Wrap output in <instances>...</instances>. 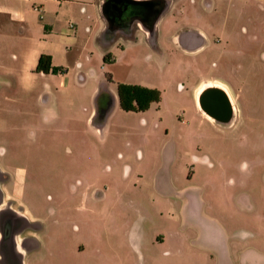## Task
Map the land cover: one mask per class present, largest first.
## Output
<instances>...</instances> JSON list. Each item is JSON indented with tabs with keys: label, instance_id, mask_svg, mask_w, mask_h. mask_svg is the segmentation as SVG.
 <instances>
[{
	"label": "rangeland",
	"instance_id": "1",
	"mask_svg": "<svg viewBox=\"0 0 264 264\" xmlns=\"http://www.w3.org/2000/svg\"><path fill=\"white\" fill-rule=\"evenodd\" d=\"M91 1L75 0L67 14L88 28L72 49L81 57L70 75L93 78L90 87H106L114 97L116 85L123 83L157 89L161 98L138 113L124 112L109 96L101 109L107 116L104 126L101 117L89 125L85 113L76 111L77 141L60 143L53 162L45 158L33 165L45 207L59 211L54 218L63 220L72 208L59 244L61 251L81 253L75 256L72 250L59 264H137L124 237L128 228L109 230L108 235L96 231L102 235L88 239L82 207L105 211L110 226L111 217L128 223L146 219V239L166 236L165 244L155 249L154 264H224L214 249L198 251L195 241L201 233L190 218L185 225L171 221L181 217L182 202L196 198L237 248L264 250V0L183 1L185 17L202 22L213 33L212 43L218 40L202 54L166 51L162 43L155 48L138 37L128 43L112 32L113 41L105 45L95 39L91 14L79 13L80 4ZM173 34L170 29L168 39ZM160 39L165 42L166 36ZM206 80L240 89L237 102L226 88L239 110L231 122H209L197 110L194 89ZM115 203L123 206L119 214L111 211ZM178 250L182 258L162 255Z\"/></svg>",
	"mask_w": 264,
	"mask_h": 264
},
{
	"label": "crops",
	"instance_id": "2",
	"mask_svg": "<svg viewBox=\"0 0 264 264\" xmlns=\"http://www.w3.org/2000/svg\"><path fill=\"white\" fill-rule=\"evenodd\" d=\"M3 1L5 2H0V264H59L73 250L63 252L59 244L60 229L71 221L69 215L72 208L66 209L68 214L63 216V220L59 219L60 216L54 218L56 213L59 215V211L51 206L45 207L36 181V167L33 165L42 163L45 158L53 162L60 143L77 141L74 137L75 123L79 121L76 111L85 113V122L89 125L98 116L102 117L101 123L103 121L104 126L107 116L105 110L101 109L105 100L111 96L113 104H118V99L106 87L103 90L98 85L90 87L89 82L93 78L81 74L70 75V67L80 65L78 57H81V54H73L72 49L81 40L80 34L84 30L88 32L87 26H82L83 20L79 23L67 16L75 0ZM106 1L92 0L87 2V6L86 2L79 6L80 14H91L96 24L95 39L102 40L105 45L113 41L109 32L126 38L128 43H133L138 37L139 42L143 41L155 48L157 43H162L166 51L182 50L187 54H202L207 45L215 46L218 42H211L213 33L202 22L185 17L187 14L183 1L186 0H159L165 6L156 17L151 30L138 20L132 28L110 27L113 21L107 12ZM126 1L129 3L126 12L131 16L122 13L124 17L121 20L134 18L131 14L135 10L133 4L148 9L147 2L155 0ZM33 7L40 9L42 19ZM89 18L90 15H87L86 19ZM71 23L74 26L72 30L68 26ZM170 29L175 34L168 39ZM161 34L166 36L165 42H161ZM42 54L51 57L53 67H61L64 71L57 74L35 72L38 58ZM202 83L201 87H195L193 94L197 110L211 122L213 119L199 106V97L209 87L219 88L226 94L231 105V118L227 123L231 122L239 110L231 101L226 88L233 92L237 102L240 89L237 88L235 92L217 80ZM103 112L105 114L102 116ZM89 187L87 185L86 189ZM83 197L88 198L86 190ZM46 198L49 202L53 201L52 196L47 195ZM116 204L119 203L112 204L111 211L119 214L118 210H122L123 206ZM79 210L85 216L84 234L88 239L102 235L96 231H105L104 234L108 235L109 230L111 232L127 227L124 237L136 255L137 264H154L157 257L155 249L166 242L165 235L155 236L150 241L146 239L142 228L146 219L128 223L121 219L118 222L117 218L111 217L110 226L105 211L87 207ZM179 210L181 217L171 221L185 225L190 218L200 229L201 235L195 241V245L201 248L199 252L212 248L219 261L224 264H264V250L251 245L243 249L237 248L236 243H232V236L201 211L198 198L193 202H182ZM181 241L176 243L180 244ZM80 251L73 250L72 254L78 256ZM162 255L170 260L173 256L182 258L180 250L175 254L164 251Z\"/></svg>",
	"mask_w": 264,
	"mask_h": 264
},
{
	"label": "trees",
	"instance_id": "3",
	"mask_svg": "<svg viewBox=\"0 0 264 264\" xmlns=\"http://www.w3.org/2000/svg\"><path fill=\"white\" fill-rule=\"evenodd\" d=\"M63 71V68L51 65V57L49 55L42 54L39 56L35 72L57 74ZM116 92L119 107L124 112H146L152 104L158 103L161 98L159 90L140 85L118 83ZM104 114L105 112L102 113V116Z\"/></svg>",
	"mask_w": 264,
	"mask_h": 264
},
{
	"label": "flooded vegetation",
	"instance_id": "4",
	"mask_svg": "<svg viewBox=\"0 0 264 264\" xmlns=\"http://www.w3.org/2000/svg\"><path fill=\"white\" fill-rule=\"evenodd\" d=\"M126 6H129V3L126 0H110L106 4V9L110 17L112 18V24L113 27L117 28H132L136 20L140 21L142 25L149 30L152 29L153 23L160 13V11L164 8L165 3L159 0H155L152 2L147 3L148 9H142L139 7V5L133 4L135 10L134 15H132L134 18L127 20L128 18H123L124 20H121L122 17H124L123 14L126 12ZM123 13V14H122ZM209 88H216V87H209ZM212 103L215 106L216 109H218V115L219 117H225L226 115V108L223 105V101L220 97V95L217 93H211ZM218 124H224L222 121H215ZM103 196V195H102Z\"/></svg>",
	"mask_w": 264,
	"mask_h": 264
},
{
	"label": "water",
	"instance_id": "5",
	"mask_svg": "<svg viewBox=\"0 0 264 264\" xmlns=\"http://www.w3.org/2000/svg\"><path fill=\"white\" fill-rule=\"evenodd\" d=\"M110 0L106 1V4L109 2ZM149 3V2H147ZM126 14H130L125 12ZM211 93H218L223 101V105L226 108V115L225 117H219L218 115V109L215 108V106L212 103V98H211ZM199 106L201 108V110L208 115L210 118H212L214 121H222L225 123H227L230 118H231V105L229 103V100L226 96V94L219 88H208L206 89L199 97Z\"/></svg>",
	"mask_w": 264,
	"mask_h": 264
},
{
	"label": "built area",
	"instance_id": "6",
	"mask_svg": "<svg viewBox=\"0 0 264 264\" xmlns=\"http://www.w3.org/2000/svg\"><path fill=\"white\" fill-rule=\"evenodd\" d=\"M38 12H40V9H38ZM39 17H40V19H42V13L41 12L39 13ZM68 26H69V29H71V30L74 28V26H73L72 23L71 24H68Z\"/></svg>",
	"mask_w": 264,
	"mask_h": 264
},
{
	"label": "bare ground",
	"instance_id": "7",
	"mask_svg": "<svg viewBox=\"0 0 264 264\" xmlns=\"http://www.w3.org/2000/svg\"><path fill=\"white\" fill-rule=\"evenodd\" d=\"M208 86H210V85H208ZM208 86H207V87H208ZM219 87H220V86H219ZM207 119H209V118L207 117ZM209 120H210V119H209Z\"/></svg>",
	"mask_w": 264,
	"mask_h": 264
}]
</instances>
